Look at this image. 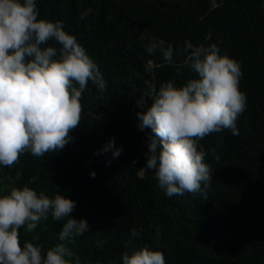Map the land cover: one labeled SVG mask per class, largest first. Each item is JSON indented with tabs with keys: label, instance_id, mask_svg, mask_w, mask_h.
Here are the masks:
<instances>
[{
	"label": "trees",
	"instance_id": "trees-1",
	"mask_svg": "<svg viewBox=\"0 0 264 264\" xmlns=\"http://www.w3.org/2000/svg\"><path fill=\"white\" fill-rule=\"evenodd\" d=\"M36 3L38 19L62 21L107 87L100 91L89 81L81 122L62 150L43 157L26 153L11 167L0 165V197L27 186L75 201L70 215L89 224L70 245L81 264H123L125 252L144 246L162 251L166 264H264V0H217L214 10L211 0ZM153 37L173 46L172 64L159 48L146 51ZM186 40L214 44L240 63L247 107L237 121L239 135L223 129L200 141L213 170L206 197L185 192L169 198L154 171L144 168L151 129H138L137 113L154 102L149 83L179 87L196 78L189 68L173 66L183 63ZM140 96L146 97L143 108ZM113 140V150L104 152ZM115 149L121 152L113 158ZM66 219L49 214L33 232L20 229L21 244L37 243L46 252L60 242Z\"/></svg>",
	"mask_w": 264,
	"mask_h": 264
},
{
	"label": "clouds",
	"instance_id": "clouds-1",
	"mask_svg": "<svg viewBox=\"0 0 264 264\" xmlns=\"http://www.w3.org/2000/svg\"><path fill=\"white\" fill-rule=\"evenodd\" d=\"M219 7L211 0V9ZM91 8L81 13L86 17ZM36 0H0V165L11 167L23 154L43 157L62 150L81 122L82 94L91 81L100 91L106 81L86 49L65 31L62 21L38 19ZM147 39V37H145ZM146 51L159 50L169 64L174 48L151 38ZM59 45V47H56ZM186 57L178 70L189 68L196 78L177 87L173 81L157 89L149 83L153 104L137 113L138 129H151L147 138L144 168L153 170L158 187L167 197L185 192L206 197L213 175L200 141L207 135L230 129L239 135L237 121L247 107L239 88L241 65L220 55L216 45L185 41ZM146 97L137 105L143 108ZM114 140L103 151L113 150ZM121 149L113 151V158ZM95 177V172L91 174ZM76 202L56 194L24 186L13 187L0 197V264H81L70 245L89 229L86 219L70 214ZM49 214L65 220L59 243L44 251L43 245L20 240V229L33 232ZM133 236L139 233L135 230ZM123 264H166L162 251L148 246L125 252ZM99 264V262H97Z\"/></svg>",
	"mask_w": 264,
	"mask_h": 264
}]
</instances>
